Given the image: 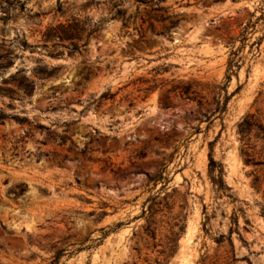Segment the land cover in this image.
Masks as SVG:
<instances>
[{
    "label": "rangeland",
    "instance_id": "1",
    "mask_svg": "<svg viewBox=\"0 0 264 264\" xmlns=\"http://www.w3.org/2000/svg\"><path fill=\"white\" fill-rule=\"evenodd\" d=\"M140 1L0 0V264H264V140L245 165L236 127L264 126V0ZM56 26L80 41H45ZM38 65L54 75L24 95L15 72ZM186 82L200 105L167 91Z\"/></svg>",
    "mask_w": 264,
    "mask_h": 264
},
{
    "label": "trees",
    "instance_id": "2",
    "mask_svg": "<svg viewBox=\"0 0 264 264\" xmlns=\"http://www.w3.org/2000/svg\"><path fill=\"white\" fill-rule=\"evenodd\" d=\"M136 1L141 2L140 0H136ZM143 3H146V2H143ZM154 9L159 10L157 7H155ZM116 14L122 19L123 25H125L126 21L124 19L123 12L121 10H117ZM257 21H262V23L264 24V15H261L259 18H257ZM61 29L62 27H59V26L49 27L47 29V33L44 35L45 41H52L55 39H58L59 41L68 40L71 42L80 41V39L77 36L67 34V33H60L59 30ZM249 29L254 30L253 23L251 22L247 23L240 32L239 41L241 42L242 46L244 42L248 39L247 35L249 32ZM253 44H257V42ZM242 46L238 48H234V42L232 43L231 49L229 52V58L227 61V69H226L225 77H224L226 83L222 87H220V90H225L226 84L230 81V75L233 72V69H232L233 66L237 67L239 64L240 58L238 55H239V52ZM54 70L55 69L49 68L46 65H42V66L38 65L37 67L31 70L30 76L25 75L24 70H17L14 75L17 78L13 80H15L17 89L21 90L24 95H30L35 90V86H36L35 80H47V79L52 78L54 75V72H53ZM204 88H208V86L205 84H201L199 82H186V83H179L177 85L171 86V88L168 89L167 91L176 92L179 94L180 97H183L184 99H187L189 101H195L197 99V103L200 105L201 101L204 99V97L201 95V92L204 90ZM218 96H219V93H218ZM227 102H228V97L224 96L222 104L220 101L216 103L217 107L215 109V112L222 114L226 109ZM5 118L6 116L2 113V111H0V120H4ZM14 120L20 124L23 122V119H20V118H14ZM236 127H237V134L240 137V141L241 142L245 141L244 143L245 147L240 150V156L243 159L244 164L245 165L259 164L253 161L247 149H248V142L251 136H253L255 139L264 140L263 124L260 122V120L257 117H255V115L247 114L237 123ZM53 136H54V139L57 140L61 144H63L68 139L66 136H62L58 134H53ZM85 153L86 151L84 150L81 151V154L84 155ZM208 168H209V173L213 175L211 178L213 185L217 186L218 190H227V187H225L224 182H223L224 171H223L222 164L216 163L210 156ZM160 179H162L161 174L155 175L150 178L151 181H156ZM24 189H25L24 185L18 186L16 188V192L14 193V195L23 196ZM150 210L151 208L149 207L147 211H150ZM143 213H145V211ZM105 215L106 214L104 211L98 214V216L100 217L105 216ZM151 224H152V221H147V226L145 227L144 232L147 238L154 240L156 229L152 228ZM0 226L1 228H3L1 222H0ZM110 230L111 229L105 230L104 228H101L100 238L94 239L92 240V242H100L101 239H103L104 237L108 235ZM171 242L174 243L175 241L171 239ZM171 246L172 247L175 246V243L172 244ZM90 247L91 245H87L84 248L89 249ZM152 247L154 248L155 245H152ZM172 247H169L168 251L173 250ZM64 253H65V249L63 248H59L55 250L54 254L51 257L49 264H59L60 258ZM159 253L164 254L163 251H160ZM154 263L161 264L158 260H154Z\"/></svg>",
    "mask_w": 264,
    "mask_h": 264
}]
</instances>
